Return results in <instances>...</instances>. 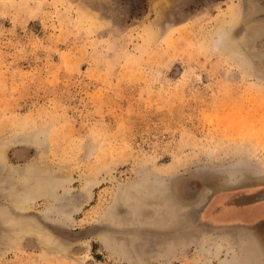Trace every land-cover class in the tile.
I'll return each mask as SVG.
<instances>
[{"label": "rangeland", "instance_id": "1", "mask_svg": "<svg viewBox=\"0 0 264 264\" xmlns=\"http://www.w3.org/2000/svg\"><path fill=\"white\" fill-rule=\"evenodd\" d=\"M261 193L264 0H0V264H264Z\"/></svg>", "mask_w": 264, "mask_h": 264}, {"label": "crops", "instance_id": "2", "mask_svg": "<svg viewBox=\"0 0 264 264\" xmlns=\"http://www.w3.org/2000/svg\"><path fill=\"white\" fill-rule=\"evenodd\" d=\"M240 207L236 206V209H238V210H240V209H245V210L248 209V210H251L254 207H259L260 211L261 210L262 211H261V213H260V215L258 217L264 218V201H259V202L255 203V204H249V205L243 206L241 208ZM256 216L257 215H255V218H256ZM256 219H259V218H256Z\"/></svg>", "mask_w": 264, "mask_h": 264}, {"label": "flooded vegetation", "instance_id": "3", "mask_svg": "<svg viewBox=\"0 0 264 264\" xmlns=\"http://www.w3.org/2000/svg\"><path fill=\"white\" fill-rule=\"evenodd\" d=\"M263 196V198L262 199H258V200H253V201H251V202H248V203H243V204H239V205H237L238 207H243V206H246V205H249V204H255V203H257V202H259V201H264V193H261L260 194V196ZM260 196H259V198H260ZM240 207V208H241ZM240 210H245V209H240ZM247 211L246 212H248V211H250V210H248V209H246ZM262 211V210H261ZM261 211H260V209H259V207L257 208V207H254L253 209H252V212H251V216L253 217V214H254V216H255V214H259V213H261Z\"/></svg>", "mask_w": 264, "mask_h": 264}, {"label": "water", "instance_id": "4", "mask_svg": "<svg viewBox=\"0 0 264 264\" xmlns=\"http://www.w3.org/2000/svg\"><path fill=\"white\" fill-rule=\"evenodd\" d=\"M262 198H263V196L261 195L260 198H258V199H262Z\"/></svg>", "mask_w": 264, "mask_h": 264}]
</instances>
